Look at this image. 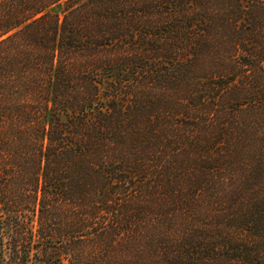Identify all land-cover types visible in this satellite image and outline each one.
<instances>
[{
  "label": "trees",
  "instance_id": "obj_1",
  "mask_svg": "<svg viewBox=\"0 0 264 264\" xmlns=\"http://www.w3.org/2000/svg\"><path fill=\"white\" fill-rule=\"evenodd\" d=\"M0 264H264V0H0Z\"/></svg>",
  "mask_w": 264,
  "mask_h": 264
}]
</instances>
